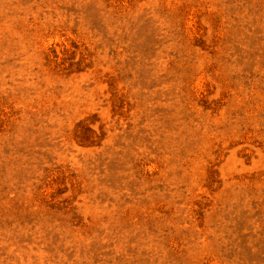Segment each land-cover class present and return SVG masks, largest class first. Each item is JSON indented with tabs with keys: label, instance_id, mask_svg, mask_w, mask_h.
Instances as JSON below:
<instances>
[{
	"label": "rangeland",
	"instance_id": "rangeland-1",
	"mask_svg": "<svg viewBox=\"0 0 264 264\" xmlns=\"http://www.w3.org/2000/svg\"><path fill=\"white\" fill-rule=\"evenodd\" d=\"M0 264H264V0H0Z\"/></svg>",
	"mask_w": 264,
	"mask_h": 264
}]
</instances>
